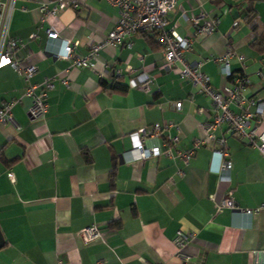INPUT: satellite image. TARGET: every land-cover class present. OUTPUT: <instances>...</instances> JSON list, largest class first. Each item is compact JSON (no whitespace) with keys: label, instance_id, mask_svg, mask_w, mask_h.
<instances>
[{"label":"crops","instance_id":"obj_1","mask_svg":"<svg viewBox=\"0 0 264 264\" xmlns=\"http://www.w3.org/2000/svg\"><path fill=\"white\" fill-rule=\"evenodd\" d=\"M43 1L14 0L8 36L22 43L17 57L23 65L37 67L31 82L55 77L44 117L30 119L25 81L12 66L0 67V103L13 101L12 118L20 126L0 123V264L263 262L264 155L221 126L215 134L228 137L230 170H217L213 140L188 162L164 154L142 159L131 133L171 123L163 132L177 138L172 149L189 150L216 114L212 103L180 66L167 69L150 34L135 35L131 47L106 45L94 68L73 67L65 56L67 41L76 43L75 54L86 55L114 28L118 8L108 0H83L77 10L44 15ZM201 13L204 20L220 17V23L193 38V18ZM168 21L180 36L192 37L186 59L202 61L215 86L228 77L214 57L232 45L247 64L248 93L264 97L257 74L264 53L251 44L264 36V0H179ZM50 29L57 38L48 36ZM231 68L239 71L237 57ZM146 76L148 88L141 84ZM116 78L128 86L125 94L103 88ZM161 140L144 141L156 146ZM225 196L239 208H220ZM257 207V213H245ZM90 224L102 234L86 243L80 231ZM179 229L196 235L183 248L189 261L176 255Z\"/></svg>","mask_w":264,"mask_h":264},{"label":"built area","instance_id":"obj_2","mask_svg":"<svg viewBox=\"0 0 264 264\" xmlns=\"http://www.w3.org/2000/svg\"><path fill=\"white\" fill-rule=\"evenodd\" d=\"M118 8V19L116 25L109 31L102 41L92 43L86 55L75 54V42L67 41L65 46V56L72 59L75 68H94L101 50L106 45H118L125 43L128 47L133 44V37L138 34H152L155 41L160 46V51L165 59L167 69H174L180 66L181 74L188 78L199 92L204 94L212 103L216 114L210 122L204 124V138L195 140L194 145L189 150L177 149L172 146L177 143V138L171 135H164V129L171 123L161 125L155 123L152 127H144L131 133L133 148L139 156L148 160L159 155H166L170 158L179 157L188 162L195 154L198 147L208 140H213L218 144L214 154L218 157V171L230 170L232 162L227 159L228 137L215 134V130L225 127L228 135L244 141L247 145L257 148L264 155V97L249 94L248 89L251 83L249 75L246 73L247 64L242 54H238L232 45H229L224 54L214 57V60L221 65L222 74L228 77V81L215 86L211 76L203 70L202 61L188 62L186 52L191 49L192 37L180 36L176 28L168 27V15L179 0H108ZM14 0H7L0 3V67L4 65L12 66L26 83L25 95L31 99L28 109L30 119L36 120L45 116L48 111V97L55 88V77H47L43 83L31 82L32 75L37 71L33 64L23 65L17 57V52L22 43L16 37H9V22L13 10ZM83 4V0H45L40 5V10L44 15H57L63 9L72 8L77 10ZM205 13L193 18L195 30L194 37H203L213 32L220 23V17L216 16L209 20H204ZM58 33L53 30L48 31L50 38H57ZM33 34L32 37H36ZM237 57L240 63L238 72H233L231 59ZM261 81L264 82V64L257 72ZM63 82L68 85L67 80ZM151 78L146 76L142 80V86L149 87ZM182 101H176L177 108L182 107ZM13 101L0 103V123H13L17 129L20 126L12 118L11 109ZM200 111L203 109L200 108ZM149 137H162L161 144L149 146L145 139ZM219 207H239L229 196H225ZM262 207L246 209L245 213L253 214L260 211ZM101 229L97 224L85 226L80 235L84 242L88 243L101 236ZM196 235L193 231L179 229L174 238L176 255L183 261H189L190 255L183 251L184 246L193 241ZM150 264V263H145ZM256 264H264L256 262Z\"/></svg>","mask_w":264,"mask_h":264},{"label":"trees","instance_id":"obj_3","mask_svg":"<svg viewBox=\"0 0 264 264\" xmlns=\"http://www.w3.org/2000/svg\"><path fill=\"white\" fill-rule=\"evenodd\" d=\"M146 35H148V33ZM149 36L154 38V36L151 34ZM151 37L150 39L152 40ZM251 44L256 50L261 53H264V36L262 38H256ZM103 88L105 89V91H108L110 93L116 92L120 94H125L128 91V86L118 78L114 79V81L111 83L105 82L103 84Z\"/></svg>","mask_w":264,"mask_h":264},{"label":"water","instance_id":"obj_4","mask_svg":"<svg viewBox=\"0 0 264 264\" xmlns=\"http://www.w3.org/2000/svg\"><path fill=\"white\" fill-rule=\"evenodd\" d=\"M4 244H5V239H4L3 233L0 229V249L4 246Z\"/></svg>","mask_w":264,"mask_h":264}]
</instances>
